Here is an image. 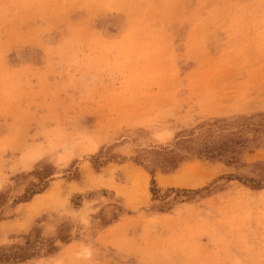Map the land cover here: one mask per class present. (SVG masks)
<instances>
[{
  "label": "rangeland",
  "instance_id": "rangeland-1",
  "mask_svg": "<svg viewBox=\"0 0 264 264\" xmlns=\"http://www.w3.org/2000/svg\"><path fill=\"white\" fill-rule=\"evenodd\" d=\"M0 264H264V0H0Z\"/></svg>",
  "mask_w": 264,
  "mask_h": 264
}]
</instances>
